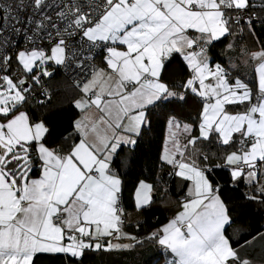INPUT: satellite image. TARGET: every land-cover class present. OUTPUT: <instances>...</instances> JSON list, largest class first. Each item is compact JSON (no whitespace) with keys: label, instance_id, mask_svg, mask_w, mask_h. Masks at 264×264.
Here are the masks:
<instances>
[{"label":"snow or ice","instance_id":"6c2138e0","mask_svg":"<svg viewBox=\"0 0 264 264\" xmlns=\"http://www.w3.org/2000/svg\"><path fill=\"white\" fill-rule=\"evenodd\" d=\"M249 7L250 0H92L88 10L78 2L0 3V19L16 22L0 26V48L12 46L21 33L27 42L11 56L0 55V264H37L43 255L79 260L86 250L104 247L105 238L127 237L113 159L123 145H135L133 137L150 123V107L184 101L188 94L200 105L198 122L169 117L160 157L189 182L187 192L181 210L152 238L171 253L168 264H252L223 233L229 218L219 187L209 179L211 169L189 157L190 150L199 152L198 143L215 137L219 145L237 146L223 158L233 181L252 184L264 175V44L249 54L256 62L255 90L209 56L213 42L232 34L233 23L243 20L255 36L254 18L245 17ZM14 8L28 14L13 15ZM69 40L90 51L99 48L103 60L76 82L77 135L50 147V129L26 105L33 84L53 75L50 65L75 59ZM174 55L182 59L186 78L165 82L162 71ZM13 59L16 70L10 74ZM83 66L76 61L77 68ZM239 107L243 111L232 110ZM152 191L153 185L140 181L137 210L152 203ZM257 192L264 196V184ZM121 246L130 245L107 243Z\"/></svg>","mask_w":264,"mask_h":264},{"label":"trees","instance_id":"16d2710c","mask_svg":"<svg viewBox=\"0 0 264 264\" xmlns=\"http://www.w3.org/2000/svg\"><path fill=\"white\" fill-rule=\"evenodd\" d=\"M248 10L256 16L253 29L255 36L248 31L246 24L233 23L232 34L213 42L209 51L211 63H220L228 69L232 78L234 75L241 76L239 50L258 51L261 44H264V0H250ZM12 68L16 69L14 59ZM51 68V78H43L41 84H33L26 108L33 119H43L50 129L46 143L50 147H59L66 137L75 138L77 135L73 125L79 111L73 102L79 97V91L76 84L63 75L59 66L51 65ZM162 78L169 83L186 78L184 63L178 55L166 62ZM248 80L250 87L255 90L252 71ZM199 107L197 99L191 94H188L184 101L174 99L158 103L148 111L150 123L145 124L140 134L133 137L136 143L131 146L129 162L118 174L122 181L120 206L125 212L123 232L128 234L118 240L127 242L124 244L130 245L129 247L108 248L105 245L100 249H89L79 260H66L62 255H43L39 257L37 264H168L172 259L171 253L159 246L152 234L156 228L173 218L179 208V197L184 193L177 195L172 191L173 169L160 159L163 139L169 117L175 116L180 122L194 124L198 122ZM232 110L243 111V107ZM193 134L197 135L196 127L193 128ZM68 142L71 143L72 140ZM196 147L199 152L193 153L190 150L189 157L202 167L206 165L211 169L208 173L209 179L214 188L219 187V196L227 209L229 222L223 227V233L231 246L237 247L253 237H264V196L257 192V188L264 184V175L260 177L259 182L254 181L252 184L246 183L244 179L233 181L229 168L224 166L223 158L227 152L235 150L236 145H219L213 137L212 142L202 141ZM203 155H207L209 159L204 161ZM111 166L114 169L113 163ZM260 171L264 173V168ZM33 175H38V172L34 170ZM140 180L153 185V200L150 205L137 210L134 191ZM249 196H256L257 199H249ZM234 228L239 230L237 235L232 237ZM129 237H135L136 240ZM106 239L111 240L105 238L104 244ZM256 249L260 250L259 259L256 253L247 252L249 260L264 263L263 240H259Z\"/></svg>","mask_w":264,"mask_h":264},{"label":"built area","instance_id":"2783aa9c","mask_svg":"<svg viewBox=\"0 0 264 264\" xmlns=\"http://www.w3.org/2000/svg\"><path fill=\"white\" fill-rule=\"evenodd\" d=\"M49 3L53 5H60L63 3H72L78 2L82 5L84 10H88V5L92 2V0H48ZM0 3H11L15 5L18 3V0H0ZM59 8L56 9L58 11ZM47 11L52 12L53 18L55 19V12L52 9H48ZM28 14L27 11H16L15 8L13 9V15H18L20 17H25ZM2 15V14H0ZM251 16L256 20L255 13L252 11L247 10L245 13V17ZM244 23L243 20H241ZM15 24L16 22L13 20H9L5 22L3 19H0V26H4L5 24ZM59 23V21H57ZM245 24V23H244ZM19 26V25H17ZM5 35H11V33L6 32ZM31 35V33H29ZM43 35V34H42ZM15 43L10 46L9 48H0V55L7 54L10 55L13 53L15 49H22L27 46V42L24 38L23 33L18 36L13 37ZM44 46L47 47V41L44 40ZM102 51L99 48H94L91 51L89 50L87 44L81 45L80 43L76 42L75 40H69V56H75V59H70L66 65L59 66L60 71L63 75L69 79L72 83L76 84L77 81L81 80L85 73L95 64V58L100 56ZM94 57V59H93ZM76 61L83 62V69L76 67ZM15 70L11 68L10 74H15ZM185 194L180 195L179 200H183Z\"/></svg>","mask_w":264,"mask_h":264},{"label":"crops","instance_id":"0c3cea01","mask_svg":"<svg viewBox=\"0 0 264 264\" xmlns=\"http://www.w3.org/2000/svg\"><path fill=\"white\" fill-rule=\"evenodd\" d=\"M256 51V50H255ZM250 52H253V51H244V50H239V54H240V56L239 57H243V56H248L249 57V54H250ZM240 59V58H239ZM102 60H103V55H101V56H99V57H97L96 59H95V63H96V66H101L102 65ZM235 65V64H234ZM254 84H255V87H256V78L254 77ZM79 98V97H78ZM77 98V99H78ZM79 111V110H78ZM234 111V110H233ZM80 115H81V113H80V111H79V113H78V115L76 116V118H75V120H74V122L76 121V120H78L79 118H80ZM199 134V131H197V135ZM166 136H165V138L163 139V146H162V151H161V155L164 153V151H165V147H164V145H166ZM131 146L132 145H123L119 150H118V153L115 155V157H114V159H113V165H114V169H113V167H112V169L116 172V174L118 175L119 174V172L120 171H122L126 166H127V164H128V162H129V159H130V156H131ZM171 166V165H170ZM172 167V166H171ZM119 176V175H118ZM188 183L189 182H187V181H184V180H182L180 177H177V176H175L174 175V173H173V181H172V191H173V193L174 194H180V193H184V194H186V192H187V185H188ZM138 184H139V182H138ZM135 192H136V189H135V191H134V202H135ZM181 203V202H180ZM181 210V208H180V204H179V208H178V210L175 212V214L178 212V211H180ZM175 214H174V216H175ZM173 216V217H174ZM130 218V217H129ZM172 219V218H171ZM169 221V220H168ZM167 221V222H168ZM166 222V223H167ZM166 223H164L163 225H165ZM163 225H161V226H159L158 228H156L155 230H154V232H156L158 229H160ZM224 226H225V224H224ZM223 230V229H222ZM237 230H239V229H237V228H234V229H232V232H233V234H232V237L234 236H236L237 235ZM122 238L123 237H125V236H121ZM264 237H261V238H258V237H253V238H251V239H249V240H247L246 242H243L242 244H240L239 246H237V247H233L234 249H236L239 253H240V255H241V257H243V258H246V259H249L248 258V256H247V252H252V253H256V256H258V259H259V257H260V250H257L256 249V246L257 245H259V240H263L264 241V239H263ZM107 240V242H106V246H107V243H108V239H106ZM111 242L113 243V244H119V245H126V244H124V243H127V242H120L118 239H114V238H111ZM254 249V250H253ZM250 261H252V264H264L263 262L261 263V262H254L253 260H250Z\"/></svg>","mask_w":264,"mask_h":264},{"label":"rangeland","instance_id":"374dc122","mask_svg":"<svg viewBox=\"0 0 264 264\" xmlns=\"http://www.w3.org/2000/svg\"><path fill=\"white\" fill-rule=\"evenodd\" d=\"M242 23V22H241ZM242 24H244V23H242ZM18 50H20V49H15L14 51H13V53H11L10 54V56L11 55H13L16 51H18ZM251 53V52H250ZM240 58V59H239ZM238 58V60H239V62H240V66H241V68H242V71H241V76L240 75H234L233 76V79L236 77V76H239L240 78H242V79H244V80H246L247 82H249V80H248V75H249V73H250V71H252V73H253V76L256 78V73H255V66H256V62L255 61H251L250 59H249V57L248 56H243V57H239ZM246 61H247V63H246ZM96 64V63H95ZM52 68H51V65L49 66V71L51 70ZM182 124L183 123H187V122H181ZM189 124V123H188ZM197 131H198V128H197ZM199 135V134H198ZM165 136H166V139L168 138V136H169V127H168V122H167V124H166V134H165ZM166 143V142H165ZM164 147H166V145H164ZM140 181H143V180H140ZM140 181H139V183H140ZM145 182V181H144ZM147 183V182H146ZM139 184H137V186H138ZM137 186H136V188H137ZM182 201V200H181ZM180 201V202H181ZM105 245V244H104Z\"/></svg>","mask_w":264,"mask_h":264}]
</instances>
